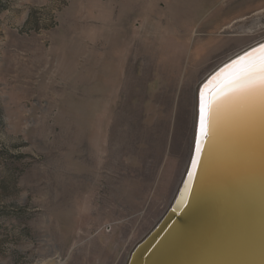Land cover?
<instances>
[{
  "label": "rangeland",
  "instance_id": "obj_1",
  "mask_svg": "<svg viewBox=\"0 0 264 264\" xmlns=\"http://www.w3.org/2000/svg\"><path fill=\"white\" fill-rule=\"evenodd\" d=\"M263 39L264 0H0V264H127L183 179L200 83Z\"/></svg>",
  "mask_w": 264,
  "mask_h": 264
},
{
  "label": "water",
  "instance_id": "obj_2",
  "mask_svg": "<svg viewBox=\"0 0 264 264\" xmlns=\"http://www.w3.org/2000/svg\"><path fill=\"white\" fill-rule=\"evenodd\" d=\"M240 99L209 114L172 203L127 264H264V122L251 123L264 102Z\"/></svg>",
  "mask_w": 264,
  "mask_h": 264
},
{
  "label": "bare ground",
  "instance_id": "obj_3",
  "mask_svg": "<svg viewBox=\"0 0 264 264\" xmlns=\"http://www.w3.org/2000/svg\"><path fill=\"white\" fill-rule=\"evenodd\" d=\"M264 45V39L256 42L249 47L243 49L242 51L238 52L237 54L231 56L221 64H219L215 69H213L200 83L198 90H197V101H196V122H195V129H194V136H197V139L201 137L200 135V103L201 97L203 96L204 101L206 104L210 105L218 96L222 94H226L229 92L231 87L234 85L235 78L243 71L249 69L253 64H259L262 60H264V49L260 46ZM239 57L238 59L234 60L235 58ZM235 61V63H233ZM223 67L222 70L218 71L217 74L212 76L218 69ZM212 76V77H211ZM241 101L237 103L238 105H242L241 103H263L264 96L259 94L250 96V97H241ZM229 102L219 106L218 110L227 108ZM261 107V106H260ZM258 110L259 112L256 114L257 116L253 119L251 123L252 125H256L257 123L264 122V107ZM212 117L214 112H210L206 108V125L208 121V116ZM253 117V116H252ZM256 122V123H255ZM264 124V123H263ZM251 125V126H252ZM241 126V124L239 125ZM39 264H63L60 257H54L49 260L40 261Z\"/></svg>",
  "mask_w": 264,
  "mask_h": 264
},
{
  "label": "snow or ice",
  "instance_id": "obj_4",
  "mask_svg": "<svg viewBox=\"0 0 264 264\" xmlns=\"http://www.w3.org/2000/svg\"><path fill=\"white\" fill-rule=\"evenodd\" d=\"M264 49V45L260 46ZM235 63V61L233 62ZM264 96V60L259 64H253L246 71L241 72L234 81L233 87L228 93L218 96L210 105L206 104L201 97L200 103V135H206V108L210 112H215L219 106L230 102L234 98L250 97L254 95ZM196 151H200L199 143H197ZM193 162V167H195Z\"/></svg>",
  "mask_w": 264,
  "mask_h": 264
},
{
  "label": "crops",
  "instance_id": "obj_5",
  "mask_svg": "<svg viewBox=\"0 0 264 264\" xmlns=\"http://www.w3.org/2000/svg\"><path fill=\"white\" fill-rule=\"evenodd\" d=\"M102 26V25H101ZM102 30H103V26H102ZM92 41V40H91ZM91 41H87L86 43H88L87 44V49H86V55L88 56L87 58V60L85 61V62H89V60H90V54H94V55H96V56H94L95 57V59H98V58H96L97 57V55H99L100 54V52H101V54H102V56H103V60L104 59H106L107 57H108V48L110 47V45H109V43H108V41H107V39L106 38H94V41H95V43H98V44H100V43H104V45H102L103 46V50L102 51H99V46L100 45H97L98 46V50H95V51H92V50H90V48H89V43L91 42ZM106 43V44H105ZM105 61H103V63H104ZM100 93H106L105 91H102V92H100Z\"/></svg>",
  "mask_w": 264,
  "mask_h": 264
}]
</instances>
